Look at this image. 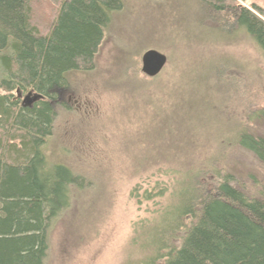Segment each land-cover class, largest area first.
Masks as SVG:
<instances>
[{
	"label": "rangeland",
	"instance_id": "rangeland-1",
	"mask_svg": "<svg viewBox=\"0 0 264 264\" xmlns=\"http://www.w3.org/2000/svg\"><path fill=\"white\" fill-rule=\"evenodd\" d=\"M122 3L94 70L73 76L69 97L59 98L44 147L51 164L94 184L74 188L71 206L50 230L46 264L151 260L155 212L167 201L138 205L130 193L167 185L174 175L193 184L203 175L193 176L214 168L246 197L264 199V162L235 140L242 132L264 140L260 51L240 31L217 30L195 0ZM241 5L264 10L263 0ZM148 50L167 58L155 79L140 74ZM8 95L16 100L15 91Z\"/></svg>",
	"mask_w": 264,
	"mask_h": 264
},
{
	"label": "trees",
	"instance_id": "trees-1",
	"mask_svg": "<svg viewBox=\"0 0 264 264\" xmlns=\"http://www.w3.org/2000/svg\"><path fill=\"white\" fill-rule=\"evenodd\" d=\"M244 2L195 0L211 25L240 31L264 58V10ZM122 9V0H0V264H46L50 230L74 188L94 186L51 164L44 147L59 98L69 97L73 76L94 70L104 31ZM13 91L40 100L19 107ZM235 140L264 162V140L245 132ZM199 175L198 183L174 175L142 195L131 191L138 205L167 201L155 212V257L143 264H264V199L246 197L214 168Z\"/></svg>",
	"mask_w": 264,
	"mask_h": 264
},
{
	"label": "water",
	"instance_id": "water-1",
	"mask_svg": "<svg viewBox=\"0 0 264 264\" xmlns=\"http://www.w3.org/2000/svg\"><path fill=\"white\" fill-rule=\"evenodd\" d=\"M140 73L145 78L154 79L161 74L167 64L165 55L155 50H148L141 56ZM40 97L32 93H28L25 97V103L22 104L23 108H28L32 104L38 102Z\"/></svg>",
	"mask_w": 264,
	"mask_h": 264
},
{
	"label": "flooded vegetation",
	"instance_id": "flooded-vegetation-1",
	"mask_svg": "<svg viewBox=\"0 0 264 264\" xmlns=\"http://www.w3.org/2000/svg\"><path fill=\"white\" fill-rule=\"evenodd\" d=\"M16 95H17V97H16V99L18 100V99H20L21 97H22V93H18V92H16ZM19 101V100H18ZM35 104V103H34ZM34 104H32L30 107H28V108H31Z\"/></svg>",
	"mask_w": 264,
	"mask_h": 264
}]
</instances>
